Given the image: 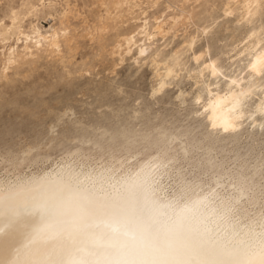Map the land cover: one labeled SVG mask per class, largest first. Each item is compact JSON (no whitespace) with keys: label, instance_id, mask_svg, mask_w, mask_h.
<instances>
[{"label":"bare ground","instance_id":"bare-ground-1","mask_svg":"<svg viewBox=\"0 0 264 264\" xmlns=\"http://www.w3.org/2000/svg\"><path fill=\"white\" fill-rule=\"evenodd\" d=\"M39 1L40 7L33 0H25L22 8H12L0 19V45L6 50L2 63L5 70L44 53L65 58L70 35L65 21L73 6L69 0H62L63 15L60 13L62 16L58 19L61 27L49 26L43 30L31 22L27 29L28 18L33 20L46 9L56 11L57 3L53 0ZM187 1L183 0L178 7L166 0L170 18H166V12L153 16V22L148 19V10L157 9L160 0H109L110 7L104 2L108 11L106 20L115 23V34L107 39L111 30L105 22L95 30L92 40H98L99 45L96 56L101 55L106 44L112 43L111 50L120 63L129 59L147 62L153 66L155 76L153 94L161 93L185 69L184 52L195 48L197 32L191 34V31L190 35L188 30L194 26L198 30L204 21L202 14L196 17L194 9L187 10ZM220 2L224 10L221 12L237 17L236 21L246 28L241 41L244 47L238 52L252 63L258 60L257 67L252 69L259 71L264 66V27L252 25L264 13V0ZM177 7L179 14L172 15ZM129 20L142 23L129 28ZM182 30V45L165 53L159 41L166 44L170 37L179 39ZM209 54V49L197 54L192 70L198 85L192 96L201 113L214 124L231 121L246 100H250L248 97L258 92L254 109L259 114V125L261 121L264 123V84H258L251 74L244 78L238 70L222 84L223 71L217 78L211 75L213 64L221 68L216 59L208 58ZM75 160L68 155L35 171L0 173V264H264V215L248 218L235 209L236 202L243 200V191L239 190L233 201L227 197L229 201H218L212 189L202 183L180 181L178 188L170 191L165 186L167 183L164 184L166 163L158 155L136 162L127 159L76 163Z\"/></svg>","mask_w":264,"mask_h":264},{"label":"rangeland","instance_id":"rangeland-1","mask_svg":"<svg viewBox=\"0 0 264 264\" xmlns=\"http://www.w3.org/2000/svg\"><path fill=\"white\" fill-rule=\"evenodd\" d=\"M53 1L57 3L56 11L46 9L33 20L28 18L27 29L31 22L39 24L43 30L52 26L61 27L58 19L63 15L62 0ZM163 1L160 0L157 9L148 10L150 22L166 12V18H170L171 12L166 10V0ZM171 1L178 7L183 2ZM69 2L73 7L65 21L70 35L64 59L44 53L45 56L40 54L26 64L21 63L5 70L2 66L5 49L0 45L1 175L9 171L11 174L35 171L68 155H72L76 163L127 159L136 162L158 155L166 163L167 179H164V184L167 183L165 186L168 190L177 189L180 181L202 183L212 189L218 201L232 200L241 190L243 200L236 202L237 205L234 202L235 209L242 211L248 218L264 215V123L261 121L259 125V114L254 109L259 100L258 92L248 97L250 100H246L247 103L231 121L220 125L214 124L206 114L201 113L200 106L193 100L198 89L192 71L194 57L205 49L210 50L208 58L216 59L217 66L223 71L220 78L222 84L236 70L244 78L251 74L258 84H264V76L259 73L264 66L253 72L252 60H246L245 54L238 52L244 47L242 40L247 30L236 21L237 17L221 12L223 8L220 0H188L185 5L187 10L194 9L196 17L202 14L204 21L198 30L195 26L188 30L189 34L191 31V34L197 32V42L195 48L183 54L186 72L183 73L184 69L180 73L182 79L175 78L176 82L173 80L174 84L169 83L159 95L153 94L155 76L152 65L144 61L137 64L131 59L120 63L113 54L112 43L106 44V50L99 58L96 56L99 45L98 40H92L95 30L105 22L111 30L107 39L110 40L115 34V23L106 20L108 11L103 6L104 2L109 5V0ZM24 3L25 0H0V19L8 15L12 8H22ZM33 4L41 6L39 0H33ZM174 12L172 15L177 16L179 8ZM127 23L132 28L142 22L129 20ZM259 24L264 27V13L252 27ZM205 25L211 30L208 27L205 29ZM179 34V39L170 37L167 45L159 41V46L167 50L165 53L182 45L184 31ZM235 54L237 57L240 54L242 56L236 60ZM193 88L197 89L193 91ZM256 121L258 124H254Z\"/></svg>","mask_w":264,"mask_h":264},{"label":"snow or ice","instance_id":"snow-or-ice-1","mask_svg":"<svg viewBox=\"0 0 264 264\" xmlns=\"http://www.w3.org/2000/svg\"><path fill=\"white\" fill-rule=\"evenodd\" d=\"M204 27H205V29H207L208 26L205 25ZM258 63H259V61L257 60L256 63H252V64H251V67H252V68L257 67V64H258ZM221 73H222V69H217V68L215 67V64H213V71H212V73H211L212 77H213V78H217L218 76L221 75ZM261 75L264 76V69L261 70Z\"/></svg>","mask_w":264,"mask_h":264}]
</instances>
